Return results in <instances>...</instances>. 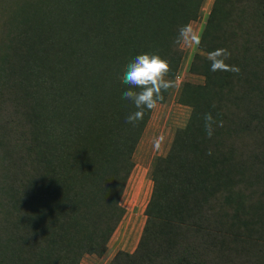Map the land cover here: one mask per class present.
<instances>
[{
  "label": "trees",
  "instance_id": "1",
  "mask_svg": "<svg viewBox=\"0 0 264 264\" xmlns=\"http://www.w3.org/2000/svg\"><path fill=\"white\" fill-rule=\"evenodd\" d=\"M0 0V264L102 257L153 110L122 98L140 54L176 79L180 26L203 16L176 100L189 107L154 158L132 251L107 264H264V0ZM226 48L240 73L212 72ZM172 89L165 92V103ZM223 127L209 139L204 114ZM211 151V155H209Z\"/></svg>",
  "mask_w": 264,
  "mask_h": 264
},
{
  "label": "rangeland",
  "instance_id": "2",
  "mask_svg": "<svg viewBox=\"0 0 264 264\" xmlns=\"http://www.w3.org/2000/svg\"><path fill=\"white\" fill-rule=\"evenodd\" d=\"M212 1L205 0L201 14L209 11ZM202 23L203 16L201 15L199 19L190 24L199 32ZM181 46L185 56L175 82L176 86L172 88L168 100L165 103H160L152 111L136 147L135 165L121 197L125 214L109 240L106 254L102 257L87 255L80 264H107L117 250L132 251L137 244L145 219L144 207L151 190L150 166L156 156L164 155L167 152L175 129L183 126L189 115V107L179 104L176 100L179 83L182 80H200V77L189 73L186 69L195 47Z\"/></svg>",
  "mask_w": 264,
  "mask_h": 264
},
{
  "label": "clouds",
  "instance_id": "3",
  "mask_svg": "<svg viewBox=\"0 0 264 264\" xmlns=\"http://www.w3.org/2000/svg\"><path fill=\"white\" fill-rule=\"evenodd\" d=\"M177 46L183 45L189 48H199L202 43V34L189 24L182 25L177 30L174 40ZM231 57V52L226 48H218L207 53V60L210 62L212 72H231L239 74L237 66L226 63ZM171 72L168 60L163 59L159 54H140L130 62L122 76V83L128 88L123 92L122 98L131 101L135 112L126 117V123L133 124L143 119L144 111L154 110L164 99V93L174 88L175 80L169 78ZM204 129L210 139L215 127H223V121L217 120L212 113L204 114ZM211 155V151L208 153Z\"/></svg>",
  "mask_w": 264,
  "mask_h": 264
}]
</instances>
